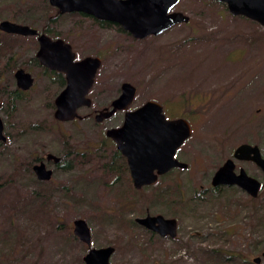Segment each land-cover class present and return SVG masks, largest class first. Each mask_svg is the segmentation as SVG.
<instances>
[{"label":"rangeland","instance_id":"1","mask_svg":"<svg viewBox=\"0 0 264 264\" xmlns=\"http://www.w3.org/2000/svg\"><path fill=\"white\" fill-rule=\"evenodd\" d=\"M45 4L0 0V21L38 31L45 26L71 44L78 59L98 57L102 64L88 95L92 106L79 110L89 117L58 125L52 108L58 90L50 88L36 63V38L0 33L11 49L1 55L4 65L13 54L6 69L15 67L0 77V118L7 138L0 143V261L84 264L89 248L73 235V221L83 219L91 248L114 247L109 264H224L208 253L215 249L226 253L222 257L229 264H254L255 257L264 264V230L253 219L264 215V199L251 203L236 188L222 196L203 192L237 146L251 143L263 152L264 29L232 16L224 4L181 0L174 11L188 16V24L135 40L118 26L97 27L90 18L59 15ZM50 17H57L56 23ZM18 69L35 81L11 106L7 95L16 88ZM125 82L136 88L128 110L155 101L167 119H186L193 129L178 151L188 168L141 191H134L127 175H119V161L113 166L116 148L104 135L122 122L123 113L102 124L93 120L94 111L107 107ZM69 149L77 153L67 158L74 161L70 168L50 165L55 168L51 181L38 183L29 163ZM242 167L262 181L253 165ZM146 213L174 218L176 238L150 240L134 222Z\"/></svg>","mask_w":264,"mask_h":264},{"label":"water","instance_id":"2","mask_svg":"<svg viewBox=\"0 0 264 264\" xmlns=\"http://www.w3.org/2000/svg\"><path fill=\"white\" fill-rule=\"evenodd\" d=\"M181 0H48L51 7L60 14L82 13L96 20L109 22L120 26L136 40L151 36H159L175 25L186 24L189 17L173 9ZM224 4L232 16L242 17L252 21L264 29V0H210ZM0 32L19 37H35L38 42L36 59L45 68L62 72L66 76L67 86L55 100L54 118L60 122L80 119L78 109L90 107L87 98L94 84L96 74L101 67L97 57H86L75 61V54L69 44L60 39L52 40L45 34L27 25L17 24L8 20L0 21ZM17 89L26 92L33 85V78L23 69L14 73ZM136 95V88L128 83H122L121 94L111 103V109L99 111L96 122L109 119L116 111H126ZM1 107V104H0ZM3 121L0 118V142L5 143ZM106 137L111 139L117 150L127 159L130 175L136 189L153 185L158 176L170 169H186L188 165L175 159L178 149L191 135V127L186 119L167 120L161 104L147 101L132 111L124 114V123L119 128L108 129ZM264 151V148H263ZM48 160L58 162L53 155ZM234 159L254 162L264 176V158L257 146L239 145L233 158L220 166L212 178V186L237 185L243 191L256 197L260 183L240 170L234 173ZM33 172L39 181H50L52 171L43 164L35 165ZM136 222L149 231L160 236L175 238L177 221L164 218L161 215H147L136 219ZM73 235L89 250L83 257L84 264H109L115 249L112 246L91 248V232L83 219L73 221ZM261 257L264 258V252ZM261 258L255 257L254 264H260Z\"/></svg>","mask_w":264,"mask_h":264},{"label":"flooded vegetation","instance_id":"3","mask_svg":"<svg viewBox=\"0 0 264 264\" xmlns=\"http://www.w3.org/2000/svg\"><path fill=\"white\" fill-rule=\"evenodd\" d=\"M53 8V7H52ZM53 9H55L56 10V13H58L59 15H78V16H82V17H84V18H90L93 22H94V24L97 26V27H106V26H111V25H115V26H118V25H116V24H112V23H109V22H104V21H99V20H96V19H94L93 17H90V16H87V15H85V14H82V13H66V14H60L59 12H58V10L56 9V8H53ZM173 11H174V9H173ZM184 14V13H183ZM185 15V14H184ZM100 22H103V25H101V23ZM189 23V22H188ZM188 23H186V24H188ZM175 26H177V25H175ZM174 26V27H175ZM118 27H120V26H118ZM121 28V27H120ZM35 29V28H34ZM122 29V28H121ZM37 30V29H36ZM122 31H124L123 29H122ZM125 32V31H124ZM1 33V32H0ZM40 33V32H39ZM127 33V32H126ZM4 34V33H3ZM40 34H44V33H40ZM128 34V33H127ZM6 35H8V34H6ZM46 35V34H45ZM128 35H130V34H128ZM11 36H14V35H11ZM46 36H48V35H46ZM131 36V35H130ZM49 38H51L52 40H56V39H60V40H62V41H64L66 44H69L67 41H65V40H63L62 38H60V37H51V36H48ZM132 37V36H131ZM33 38H35V37H33ZM133 38V37H132ZM134 39V38H133ZM37 40V39H36ZM136 40V39H135ZM144 40V39H143ZM38 43V42H37ZM70 46H71V48H72V51H73V53L75 54V61H80V60H82V59H84V58H86V57H92V56H85V57H83V58H81V59H78L77 58V55H76V53H75V51H74V49H73V47H72V45L71 44H69ZM38 51V50H37ZM37 53V52H36ZM98 58V57H97ZM35 59H36V54H35ZM100 59V58H99ZM101 60V59H100ZM36 61H37V63H38V65L43 69V74L46 76V78H48V80H49V86H50V88H57V90H58V92H57V94H56V96H55V98H54V100H53V104H52V108L54 109V112H55V110H56V107H55V100H56V98L58 97V95L66 88V86H67V81H66V76H65V74L64 73H62V72H58V71H53V70H50V69H48V68H45V67H43L42 65H40V63L38 62V60L36 59ZM102 62V61H101ZM100 69V68H99ZM97 75V74H96ZM32 77V76H31ZM33 78V77H32ZM15 80V79H14ZM95 80H96V77H95ZM95 80H94V84H95ZM34 78H33V84H34ZM16 84V83H15ZM94 84H93V86H94ZM122 85V84H121ZM33 86V85H32ZM93 86L91 87V89L89 90V93L91 92V90L93 89ZM17 88V87H16ZM32 88V87H31ZM30 88V89H31ZM29 89V90H30ZM19 90V89H18ZM28 90V91H29ZM21 91V90H20ZM55 91V90H54ZM23 92V91H22ZM27 92V91H26ZM24 93V92H23ZM89 93H88V95H89ZM121 94V86H120V92H119V95ZM88 95H87V98L91 101V106H92V100L88 97ZM119 95L117 96V97H115L110 103H109V105L107 106V107H104V108H102L101 110H97V111H94L95 112V115H94V117H93V120H94V122L96 123V124H102V123H104V122H107V121H109V120H112L113 119V117L114 116H116V114L117 113H123V119H122V122L121 123H119V124H116V125H113V126H111L110 128H107L106 130H105V133H106V131L108 130V129H112V128H119V127H121L122 125H123V123H124V114H125V112L126 111H132V110H126V111H116L113 115H112V117L111 118H109V119H105V120H103L102 122H96V120H95V116L98 114V112L99 111H102V110H104V109H111V103L116 99V98H118L119 97ZM134 101V100H133ZM133 103V102H132ZM90 106V107H91ZM90 107H81V108H90ZM140 107V106H139ZM1 108V107H0ZM81 108H79L78 109V114H79V110L81 109ZM138 108V107H137ZM136 108V109H137ZM133 110H135V109H133ZM54 112H53V119H54V121H55V123H57L58 125H60V124H64V123H68V122H60V121H57L55 118H54ZM80 116V119H74L73 121H76V120H78V121H84V120H86L89 116H81V115H79ZM167 119V118H166ZM167 120H172V119H167ZM73 121H69V122H73ZM189 123V122H188ZM191 125V124H190ZM3 126H4V123H3ZM191 127V131H192V133H193V129H192V126H190ZM3 133H4V128H3ZM105 133H104V135H105ZM5 135V134H4ZM6 137V136H5ZM105 137H106V135H105ZM106 139H107V141H109L110 143H112L114 146H115V148H116V144L111 140V139H109L108 137H106ZM6 142H7V138H6ZM5 142V143H6ZM186 142V141H185ZM184 142V143H185ZM1 144H4V143H2V142H0ZM246 144H249V145H252V146H256V145H254V144H251V143H246ZM184 145V144H183ZM182 145V146H183ZM241 145V144H240ZM181 146V147H182ZM180 147V148H181ZM238 147V146H237ZM236 147V148H237ZM258 147V146H257ZM179 148V149H180ZM235 148V149H236ZM259 148V147H258ZM264 148V147H263ZM179 149H178V151H179ZM235 149L232 151V153H231V155H230V157L229 158H227L226 160H228V159H232L233 158V153H234V151H235ZM259 150H260V148H259ZM72 151V152H71ZM178 151L176 152V155H175V159H177L178 161H180V162H183L180 158H178ZM71 154H73L75 157L77 156V153L76 152H74L73 150H71V149H69L68 150V152H65V153H62L61 155H55V154H52V153H46V154H44V156H41V157H37L36 159L34 158L30 163H29V165H30V168H31V171L33 172V167L35 166V165H39V164H43L44 166H45V168L47 169V170H51L52 171V177H53V175H54V170H55V168L57 169V168H61V169H63V170H67V169H69L70 168V163H72V162H74L73 160L72 161H68L67 160V158L71 155ZM260 154H261V157L262 158H264V151L262 152L261 150H260ZM48 155H53V156H55V157H57L58 159H59V161L58 162H55L54 160H48L47 159V156ZM112 159L114 160V162H113V166L116 164V162L117 161H119L121 164H119L118 166H117V169L116 170H119L118 171V173H119V175H123V174H125V175H127V178H129V181L131 182V186H132V188L134 189V191H141L142 189H144V188H148V187H153V186H156L158 183H159V181L161 180V179H165V178H167V177H169L171 174H172V172H175V171H179V170H186V169H180V168H173V169H170L167 173H164L163 175H161V176H158V178H157V181L153 184V185H150V186H148V185H146V186H143L141 189H136L135 188V186H134V183H133V181H132V178H131V175H130V170H129V167H128V163H127V159L123 156V155H121V153L117 150V148H116V150L114 151V153L112 154ZM226 160H224V162L226 161ZM224 162L220 165V166H222L223 164H224ZM244 164H251V165H253L258 171H259V173H260V177L262 178V181L260 180V179H258V178H256L254 175H251V174H249L242 166L244 165ZM50 165H52V166H54L53 168H51L50 167ZM113 166L111 167L112 169H113ZM219 166V167H220ZM234 166H235V168H234V173L236 174V175H238L239 174V172H240V170H244L245 171V173L247 174V176H249V177H251V178H254V179H256L259 183H260V187H259V191H258V194H257V196L256 197H252L251 195H249L248 193H246L245 191H243L239 186H237V185H232V186H228V185H218V186H212V178H213V175L215 174V172L217 171V169H216V171L214 172V174L212 175V177H211V179H210V187L208 188V190H206V191H203L204 192V194H207L208 192H211L212 194H217V195H220V196H222L223 195V193H224V191L225 190H227V191H229V190H232V189H240L241 191H243L245 194H246V196L248 197V199L250 200V202L251 203H253V200H257V198H263L264 199V176H263V173H262V171L259 169V167L254 163V162H252V161H247V160H243V161H240V160H237V159H234ZM69 167V168H68ZM218 167V168H219ZM67 168V169H66ZM114 170V169H113ZM115 170V171H116ZM33 174H34V172H33ZM35 175V174H34ZM119 175H118V177H119ZM35 177H36V175H35ZM52 177H51V179H52ZM118 177H116L115 179H114V182L117 180V178ZM127 178H125V180H127ZM37 179V178H36ZM38 180V179H37ZM39 181V180H38ZM51 181V180H50ZM39 182H49V181H39ZM147 215H150V214H148V213H146L144 216H141V217H138V218H143V217H145V216H147ZM157 215H160V214H156V215H151V216H157ZM162 216V215H161ZM164 218H168V219H174V218H169V217H165V216H163ZM138 218H135V220H134V222L138 225V228H140L141 230H144L146 233L148 232L150 235H152L153 237H156V238H159V239H166V238H170V237H168V236H165V237H162V236H160L158 233H155V232H153V231H149V230H147L145 227H143V226H141V225H139L137 222H136V219H138ZM176 230H177V227H176ZM177 236V235H176ZM176 238V237H175ZM175 238H171V239H175Z\"/></svg>","mask_w":264,"mask_h":264},{"label":"trees","instance_id":"4","mask_svg":"<svg viewBox=\"0 0 264 264\" xmlns=\"http://www.w3.org/2000/svg\"><path fill=\"white\" fill-rule=\"evenodd\" d=\"M44 2L46 3L45 4V6L47 7V9H53L50 5H49V3H48V0H44ZM225 6V5H224ZM53 10H55V9H53ZM59 16V15H58ZM56 19H57V17H54V18H52V17H50V19L48 20L49 22H51V23H56ZM101 23V25H103V22H100ZM39 32L40 33H44V34H46V35H48V36H51V37H59V34L58 33H56V31H54V30H51V29H49V28H47V27H45L44 26V28H42L41 30H39ZM5 48V49H4ZM4 51H7V53H11V49H10V47L5 43V42H3V41H1L0 40V77H1V75H2V73L5 71V72H7V71H10V72H12L14 69H15V67L14 66H12L10 69H6L7 68V66L11 63V61H12V59H13V54L10 56V60H9V63L7 64V65H4V60L2 59V57H1V55H2V53H4ZM15 55V54H14ZM4 56H5V53H4ZM15 63V62H14ZM13 63V64H14ZM37 63V62H36ZM12 64V65H13ZM38 64V63H37ZM2 69V70H1ZM6 69V70H5ZM22 95H23V92L22 91H20V90H18L17 88H14V90H10L9 92H8V97H9V99H10V101H11V103H10V101H9V103L10 104H12L11 106H14L15 105V103H16V101H18V100H21L22 99ZM28 167H29V169L31 170V168H30V165H28ZM32 174H33V172H32ZM38 183H40V182H38ZM38 197H39V200H42V202L43 201H45L46 202V197L45 196H39L38 195ZM256 202V200H253V203H255ZM261 206H262V208L264 207V204H260ZM254 210H259V207H254ZM253 219L255 220V224H256V226H257V224L259 225V226H262V229L264 230V215H262V216H260V217H258V216H254L253 217ZM145 232V231H144ZM146 233V232H145ZM147 234H149L148 232H147ZM149 238H150V240H151V238H153V236L152 235H150L149 234ZM147 244H151V242L149 241V240H147V242H146ZM208 253L209 254H211V257H213L214 259H216L217 261H220V263H224V264H229L230 263V261H229V258L228 257H222V255H225L226 253H224L221 249H215V250H210V251H208ZM223 261V262H222ZM0 264H3V262H1L0 261Z\"/></svg>","mask_w":264,"mask_h":264}]
</instances>
